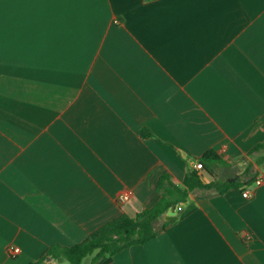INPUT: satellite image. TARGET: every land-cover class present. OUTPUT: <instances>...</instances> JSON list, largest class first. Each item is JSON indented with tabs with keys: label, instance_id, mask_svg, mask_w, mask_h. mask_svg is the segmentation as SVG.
<instances>
[{
	"label": "crops",
	"instance_id": "crops-1",
	"mask_svg": "<svg viewBox=\"0 0 264 264\" xmlns=\"http://www.w3.org/2000/svg\"><path fill=\"white\" fill-rule=\"evenodd\" d=\"M263 142L264 0H0V264L80 244L194 171L237 185L194 190L110 264H264Z\"/></svg>",
	"mask_w": 264,
	"mask_h": 264
},
{
	"label": "trees",
	"instance_id": "trees-1",
	"mask_svg": "<svg viewBox=\"0 0 264 264\" xmlns=\"http://www.w3.org/2000/svg\"><path fill=\"white\" fill-rule=\"evenodd\" d=\"M144 135L148 132L144 131ZM264 150V142L258 144L252 153ZM202 164L204 170L212 174L207 165H223L225 162L215 153L209 152L197 160ZM236 183L214 181L204 184L197 172L186 175L182 185L172 182L170 176H162L158 182L157 190L160 200L151 208L144 210L132 218L125 214L102 226L80 244L73 246L55 245L47 251L40 260L31 264H43L47 257L58 261H66L67 264H82L87 257L91 258L90 264H110L114 257L122 251L133 246H141L154 239L160 232L164 231L170 222L163 218L169 210H176L178 205L185 203L194 190H211L223 194ZM195 207H189L181 213L184 219L195 211ZM158 224H161L158 227Z\"/></svg>",
	"mask_w": 264,
	"mask_h": 264
},
{
	"label": "built area",
	"instance_id": "built-area-1",
	"mask_svg": "<svg viewBox=\"0 0 264 264\" xmlns=\"http://www.w3.org/2000/svg\"><path fill=\"white\" fill-rule=\"evenodd\" d=\"M194 168H195V170H197V171H201V170L203 169L202 164L199 163V162H196V163L194 164ZM261 183H262V178H258V179L256 180V182H255L256 185H260ZM130 196H131V194H130L129 191L123 193V194L119 197V199H118L119 203H120V204H123L124 202L128 201V200L130 199ZM244 196H248V192L244 193ZM20 253H21V250H20L19 247H16V246H9V247H8V254H9V256H10L11 258H13V259L17 258V256H18Z\"/></svg>",
	"mask_w": 264,
	"mask_h": 264
},
{
	"label": "water",
	"instance_id": "water-1",
	"mask_svg": "<svg viewBox=\"0 0 264 264\" xmlns=\"http://www.w3.org/2000/svg\"><path fill=\"white\" fill-rule=\"evenodd\" d=\"M178 219L176 212L173 210H169L166 214V216L164 217L165 221H170V222H174Z\"/></svg>",
	"mask_w": 264,
	"mask_h": 264
},
{
	"label": "rangeland",
	"instance_id": "rangeland-1",
	"mask_svg": "<svg viewBox=\"0 0 264 264\" xmlns=\"http://www.w3.org/2000/svg\"><path fill=\"white\" fill-rule=\"evenodd\" d=\"M90 262H91V258L90 257H87L86 259H84V261H83L82 264H90ZM56 264H61V263H56Z\"/></svg>",
	"mask_w": 264,
	"mask_h": 264
}]
</instances>
